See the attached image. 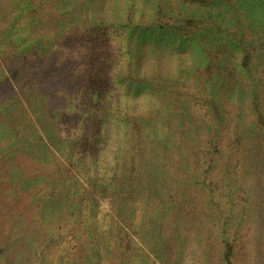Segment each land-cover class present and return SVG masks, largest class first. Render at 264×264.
Listing matches in <instances>:
<instances>
[{"label":"trees","instance_id":"1","mask_svg":"<svg viewBox=\"0 0 264 264\" xmlns=\"http://www.w3.org/2000/svg\"><path fill=\"white\" fill-rule=\"evenodd\" d=\"M0 56L40 264H264V0H0Z\"/></svg>","mask_w":264,"mask_h":264},{"label":"rangeland","instance_id":"2","mask_svg":"<svg viewBox=\"0 0 264 264\" xmlns=\"http://www.w3.org/2000/svg\"><path fill=\"white\" fill-rule=\"evenodd\" d=\"M23 24L22 35L24 38L30 29H27L24 21ZM43 31L46 32V30ZM14 46L17 47V42H14ZM17 58L19 57L17 56ZM8 64L12 66L13 62L8 59ZM0 66L7 69V64L1 56ZM12 68L14 67L9 68V73ZM11 89L13 92H17L19 89L17 83L12 82ZM7 97H9L7 86L0 87V106L8 99ZM6 120H8V115L0 113V248L5 250L1 264H40L39 253L52 237L50 234L53 232L54 234H64L65 232L70 234L69 220L65 221V218L59 215H56L51 222L45 220V216L48 214L46 205L49 202L46 192L49 191V188L45 190L43 181L38 182L36 189L31 187L28 191H23L25 182L13 183L15 171L22 169L25 177L31 181L36 175L46 178L51 169L41 167L22 153L17 155V147H12L15 144L14 136H10L9 131L6 130L10 125L14 126L15 118L11 117L9 122ZM67 121L68 118L62 124L66 125ZM20 126H23L24 132H26L25 125L17 123V127ZM36 193H40L43 199L36 201V197H34ZM103 207L109 210L108 201H104ZM53 238L54 241L47 248L52 253L45 264H59L58 260L63 250L66 252V248L72 246L68 238L58 239V242L56 237Z\"/></svg>","mask_w":264,"mask_h":264}]
</instances>
